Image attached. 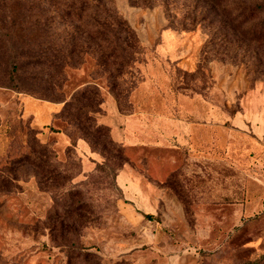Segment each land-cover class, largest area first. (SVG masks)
<instances>
[{
    "label": "rangeland",
    "instance_id": "1",
    "mask_svg": "<svg viewBox=\"0 0 264 264\" xmlns=\"http://www.w3.org/2000/svg\"><path fill=\"white\" fill-rule=\"evenodd\" d=\"M112 6L90 38L0 0V264H264V0Z\"/></svg>",
    "mask_w": 264,
    "mask_h": 264
},
{
    "label": "trees",
    "instance_id": "2",
    "mask_svg": "<svg viewBox=\"0 0 264 264\" xmlns=\"http://www.w3.org/2000/svg\"><path fill=\"white\" fill-rule=\"evenodd\" d=\"M113 4L114 0H40L43 10L42 16L48 17L47 20L58 19V24L60 23L59 25H62L65 31L69 28L73 29L74 17H77V20L81 21L85 18L83 16H86L88 22L84 24L81 30L90 38H93L97 34L103 35L104 33L106 35V31H115L117 33L127 31L124 22L120 19L118 10L112 6ZM84 42L90 43V41ZM84 42L82 43L84 44ZM90 45L88 46L90 47ZM111 45V43L107 42V38L103 42L93 44V46L98 48L103 46L106 48Z\"/></svg>",
    "mask_w": 264,
    "mask_h": 264
},
{
    "label": "crops",
    "instance_id": "3",
    "mask_svg": "<svg viewBox=\"0 0 264 264\" xmlns=\"http://www.w3.org/2000/svg\"><path fill=\"white\" fill-rule=\"evenodd\" d=\"M205 129H206V133H208V132L211 133L209 139H208V137L203 136V132ZM217 129H218V127H207V128L202 127V128H200V132L202 135H200L199 137H196V143L200 142L202 144V146L204 144L205 145L204 148H206V146L208 144L213 145L215 143V141H217L219 139V137L217 135H215L216 132H219ZM223 129L235 130V128L233 126L232 127L227 126V127H224ZM238 161H239V164L242 165V167H241L242 174H239V176L237 178V181L239 182L237 187H240V189L239 188H237V189L231 188V191L233 190L232 193L237 194L238 197L244 198V200L246 201V202L244 201V205H246L247 201H249V198L251 196L250 178H249L250 177V167L248 168V164L250 165V163H249L250 158H248L247 156L246 157L244 156L242 159H240ZM225 162H227L228 164L233 163L229 160H226ZM222 163H224V162H222ZM197 176H199V175H197ZM210 176H220L215 183L212 182L213 184L211 186V194L213 196L216 195V197L228 196L229 192H230V189L227 186L228 184H226L225 186L223 184H222L223 186L222 185L218 186V185H219V182H220V184L222 182V176H230V175L229 174H219L216 171V172L212 173ZM226 183H227V180H226ZM231 183H233V181Z\"/></svg>",
    "mask_w": 264,
    "mask_h": 264
}]
</instances>
